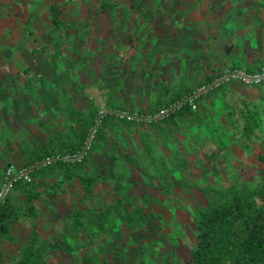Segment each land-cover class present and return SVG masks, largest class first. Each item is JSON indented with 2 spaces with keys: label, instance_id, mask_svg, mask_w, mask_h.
I'll list each match as a JSON object with an SVG mask.
<instances>
[{
  "label": "trees",
  "instance_id": "trees-1",
  "mask_svg": "<svg viewBox=\"0 0 264 264\" xmlns=\"http://www.w3.org/2000/svg\"><path fill=\"white\" fill-rule=\"evenodd\" d=\"M188 1L0 0V186L11 165L29 166L82 149L101 109L86 91L90 87L99 90L110 111L147 114L181 100L223 70L260 69L264 62L168 81L170 53L194 59L201 47L210 46L207 19L192 25L186 20L188 10L203 15L202 0H194L197 8ZM232 50L228 45L226 55ZM224 107L226 121L235 125V108ZM199 108L185 107L152 124L107 114L82 162L56 163L37 170L31 183L15 184L0 207V264H54L55 256L78 252L84 258L93 253L94 264H264V147L256 154L257 180L220 190L207 187L213 194H203L204 202L190 214L193 236L186 259L177 238L174 244L164 236L145 238L153 223L151 209L156 203L163 206L171 194L124 196L101 188L129 180L116 169L109 172L118 162L142 173L140 142L151 165L161 169L150 177L169 179L172 171L152 157L142 129L175 131ZM263 114L259 106L244 102L239 117L245 138L263 129ZM37 179L47 183L42 192ZM172 185L179 187L177 181L147 187L163 193ZM44 196L65 201L62 227L47 237L39 231L38 205Z\"/></svg>",
  "mask_w": 264,
  "mask_h": 264
},
{
  "label": "rangeland",
  "instance_id": "rangeland-1",
  "mask_svg": "<svg viewBox=\"0 0 264 264\" xmlns=\"http://www.w3.org/2000/svg\"><path fill=\"white\" fill-rule=\"evenodd\" d=\"M190 1H188L190 4L194 3ZM258 1L203 0V4L205 8H208V11L213 12L220 9L222 5L221 11L234 17V13L238 12L244 4ZM188 11L186 20L188 25H192L199 19V15L196 10ZM247 89L253 91L256 95L263 94L264 84ZM89 94L96 104L101 108H106L105 99L99 93L92 90ZM231 103L233 108L237 106L234 99H231ZM255 105L259 106L264 112V101L258 102L257 99ZM216 110L213 112L210 108L208 111L203 109L201 115H196L192 122L182 123L178 130L167 136L166 140L154 136L152 133L142 134L151 145L155 146L153 142L156 143V148L153 149L155 154L175 157L168 156L171 159L165 161L167 169L172 171L169 179L162 176L154 180L150 177L152 175L156 176V174L159 175L158 171L161 169L150 165L147 161V152L146 154L143 153L144 146L140 142L137 148L143 158V161L139 164L142 173L133 172L128 164L118 162L116 166L110 167L109 172L118 170L120 173L127 175L129 180L125 184L111 182L101 186L103 190L109 191L111 194L118 192L123 193L124 196L125 194H147V191L148 194H171V199L165 201L163 206H159L156 203L157 201L155 202L156 207L151 209L153 223L145 238L152 239L164 236L171 244L177 243L174 240V238H177L179 250H183L181 253L183 259L187 258L185 253L186 244L193 236L192 231H190L192 225L190 214L198 203L204 202L203 194L210 193L207 187L211 186L220 190L233 184H249L260 176L261 166L256 161V154L264 147V124L263 129L257 131L254 136L245 138L242 133V119L234 116L235 125L227 127L225 121L220 118V109ZM143 131L145 130L143 129ZM167 142L171 144L170 147H167ZM120 149L122 152L124 151V148L121 147ZM95 167L100 168V163H96ZM174 181L179 183V187L172 185L170 187L171 191L167 190L163 193L150 191V188L147 187L151 183L166 187ZM46 188L47 185L41 187V190L44 191ZM60 194L66 196L67 199L68 193L65 190ZM72 194L77 193L72 191ZM44 198L38 205L40 215L39 231L47 237L60 231L63 217L61 211L65 201L60 196H44ZM52 262L54 264H79L80 262L94 264L97 262V258L93 256V253L84 258V255L78 252L72 256L63 254L55 256Z\"/></svg>",
  "mask_w": 264,
  "mask_h": 264
},
{
  "label": "crops",
  "instance_id": "crops-1",
  "mask_svg": "<svg viewBox=\"0 0 264 264\" xmlns=\"http://www.w3.org/2000/svg\"><path fill=\"white\" fill-rule=\"evenodd\" d=\"M194 2V0H192ZM192 1H190L192 3ZM203 0L201 1V6L203 8V15L201 16L200 12L196 11L199 15V20L207 19L209 22V26L211 27V41L210 46L201 47L200 53L196 56H193L194 59H188L185 53H170L167 57V74L166 77L168 81H171L172 78L179 77H187L190 80H194L198 77L205 76L207 73H210L214 69L221 68L223 66H235V65H244V64H254L264 62V0H259L256 3H246L242 8L235 12V16L231 17V14L221 11L222 5L220 9H217L216 12L208 11V8L204 7ZM195 5V2L192 3ZM196 6V5H195ZM197 8V6H196ZM187 35V34H186ZM188 35H191L188 32ZM228 45H232L233 50L229 56L225 53V48ZM192 56V54H191ZM250 88L248 86H243L240 84H232L227 86L226 89L211 95L209 98H204L200 103V110L208 111L209 108L215 112L220 109V118L222 121H225L227 127L231 125L226 121L227 110L224 105L226 103L230 104L231 99L236 101L235 113L238 118L240 108H243L244 102L249 105L255 106V102L258 99V102L264 101V93L256 95L253 91L248 90ZM251 88H254L253 86ZM96 91L100 94L97 88H88L86 91L91 93ZM101 95V94H100ZM222 97V98H221ZM203 108V109H202ZM216 110V111H217ZM200 112V113H201ZM1 113V112H0ZM197 112L195 115L187 118L184 122H192L196 115H201ZM181 123V124H182ZM243 125V124H242ZM145 131L146 128H143ZM142 129V130H143ZM178 130V129H177ZM143 131L144 134L152 133L154 136H159L166 140L167 136H170L171 133L175 131H171L166 129L162 133L152 131ZM151 135V134H150ZM155 141V140H154ZM150 143V142H149ZM156 146V143L153 142ZM144 146V145H143ZM155 146L150 144L152 157L157 161H166L169 158L168 156L173 157L172 155H157L154 153ZM171 144L167 142V147H170ZM154 149V150H153ZM144 154H146L147 150L143 148ZM147 161L152 163L149 154H147ZM179 159V157H178ZM148 163V164H149ZM166 165V163H164ZM167 166V165H166ZM37 183L43 184L42 188L45 185L44 181L37 179ZM53 180H48V184H51ZM39 191H42L39 188Z\"/></svg>",
  "mask_w": 264,
  "mask_h": 264
},
{
  "label": "built area",
  "instance_id": "built-area-1",
  "mask_svg": "<svg viewBox=\"0 0 264 264\" xmlns=\"http://www.w3.org/2000/svg\"><path fill=\"white\" fill-rule=\"evenodd\" d=\"M232 84H240L248 87H257L263 85L264 64L260 67L259 70L255 72H248L242 68L223 70L222 72L216 74L213 79L195 88L181 100H178L155 113L141 114L137 112H129L126 110L110 111L107 108H101L96 118L94 127L91 129L84 146L78 152L74 154H55L41 161H37L34 164L24 167L11 165L6 170L3 183L0 186V207L6 203L15 184L19 182L31 183L33 181V174L37 170L50 167L60 162L69 164L82 162L91 148L92 141L97 133L98 127L101 125L107 114H113L119 119L135 122L137 124H152L154 122L169 118L171 115L185 107H190L192 110L196 111L201 101L205 97H208L217 90Z\"/></svg>",
  "mask_w": 264,
  "mask_h": 264
}]
</instances>
